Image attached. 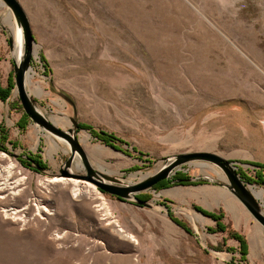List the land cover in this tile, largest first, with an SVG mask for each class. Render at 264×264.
<instances>
[{
  "label": "rangeland",
  "instance_id": "obj_1",
  "mask_svg": "<svg viewBox=\"0 0 264 264\" xmlns=\"http://www.w3.org/2000/svg\"><path fill=\"white\" fill-rule=\"evenodd\" d=\"M20 1L36 41L29 88H42L31 94L49 119H62L57 126L67 130L73 117L88 125L78 130L81 145L87 152L80 139L89 133L102 162L117 168L114 175L126 180L164 157L210 151L231 158L249 187L264 191V0ZM8 57L0 27L4 88L15 84L13 62L1 64ZM15 91L0 99V169L12 163L10 181L25 179L11 189L1 187L0 177V264H218L208 248L227 264H264V247L253 249L250 240L259 227L264 243V227L241 202L227 212L214 209L222 214L217 222L192 218L205 215L195 209L197 200L180 206L161 199L179 185L227 182L214 164L195 161L177 172L208 183L173 182L140 193L161 209L123 201L90 182L101 198L86 189L75 194L63 182L41 186L58 176L70 149L25 118ZM76 162L74 172L85 173ZM258 198L264 208V195ZM102 201L106 208L99 209ZM5 209L16 213L5 216ZM234 233L246 239L245 258Z\"/></svg>",
  "mask_w": 264,
  "mask_h": 264
},
{
  "label": "water",
  "instance_id": "obj_2",
  "mask_svg": "<svg viewBox=\"0 0 264 264\" xmlns=\"http://www.w3.org/2000/svg\"><path fill=\"white\" fill-rule=\"evenodd\" d=\"M1 1L13 16L15 33L14 36L10 37V44L12 51L17 52V55L13 57V72L15 79L14 88L17 90V95L24 112L35 125L39 126L58 140L66 142L70 149L71 154L65 164L61 167L58 176H72L85 179L100 188L103 192L116 196L123 201H128L142 207L161 209L162 206L156 205L150 200H143L138 195L155 187L159 182L172 178L184 165L195 161L211 163L219 167L227 179V182L221 181L218 182V185L224 187L235 195L251 213L253 218L264 227V208L263 204L259 201L258 196L242 179L234 163L217 153L210 151H197L178 153L173 156L164 157L162 159L164 164L160 169L154 173L146 175L137 183H128L117 175L109 174L93 167L89 155L79 141V122L77 118H71L73 126L67 130L57 126L44 114L35 96L29 92L27 87V75L32 68L36 45L32 24L20 0ZM64 96L71 102V104H73V100L69 96ZM78 159L83 162V168L86 169L85 173L74 172L73 164ZM200 178L201 175L190 176L186 179H176L174 182L179 183L182 180L194 182ZM208 249L215 253L216 256L222 257V255L215 249Z\"/></svg>",
  "mask_w": 264,
  "mask_h": 264
},
{
  "label": "bare ground",
  "instance_id": "obj_3",
  "mask_svg": "<svg viewBox=\"0 0 264 264\" xmlns=\"http://www.w3.org/2000/svg\"><path fill=\"white\" fill-rule=\"evenodd\" d=\"M1 3V2H0ZM2 4V3H1ZM11 16V15H10ZM33 76V73L30 71L27 75V87H28V90L30 93L34 92V93H37V94H41L42 93V88L41 87H35L33 89H30L29 88V79ZM15 93L17 94V90L15 91ZM62 120V119H61ZM60 119H57V118H52V121L55 123V124H60L62 121ZM64 121V120H63ZM91 135L89 133H84L81 135V142L83 143L84 147H86V150H87V153L89 155V157L95 161V163L97 164L98 168L101 169L102 171H105L109 174H113L115 172H117V168H113L109 165H105L103 162H102V159L104 158V152L97 146H90L89 145V138ZM51 144V143H49ZM51 151L54 150L56 151L59 146L57 143H52V146H51ZM51 153V152H49ZM51 155V154H50ZM5 154L4 153H1L0 152V157H4ZM164 163L162 161L158 162L154 168H151L147 171H137V172H133L131 174H129V176L126 178V182L128 183H137L138 181H140L143 177H145L146 175L148 174H151V173H154L155 171H157L158 169H160L162 167ZM76 165L79 169H83V164L81 162H79L77 160L76 162ZM12 168H13V164H9L7 166H4L0 169V177L3 178V182L1 183V187L2 188H5V187H10L11 189L15 188L16 186H18L19 184H22V182L24 181V177H21V178H18L14 181H10L11 179V176H12ZM217 171V170H216ZM222 173V172H221ZM218 172V174H220V177L223 178L224 176ZM57 182H63L64 184H72L73 187H74V193L75 194H80L81 190L83 189H86L87 193L88 192H94L96 194V197L97 198H101L99 197L97 194H98V189L93 186L92 184L88 183L89 181L85 180V179H81V178H75V177H72V176H54L52 178H45L43 180H41V186L45 187V188H48L49 185L51 183H57ZM48 186V187H47ZM0 188V190L2 189ZM21 190V189H20ZM179 189L177 190H172V191H167L165 192V194H175L176 193L178 194V191ZM252 191L259 197H263L264 195V191L262 189L260 190H256V189H252ZM11 192L13 194H18L19 193V190H14ZM85 192V191H84ZM186 192H188V195H196L194 194L195 192L193 193H190L189 190H187ZM225 194V193H224ZM6 196V195H5ZM233 204L232 203H229V206L231 207V209L233 210ZM235 205V204H234ZM41 206V205H40ZM38 206V210L39 211H49L48 208H46L45 206ZM99 206V209H104L106 208L105 206V202L102 201L100 204H98ZM9 210L8 209H5V216H8V215H11L13 213H16V210H13L12 212H8ZM107 214H109V212L106 210ZM194 213V212H193ZM193 219H196V220H201L203 221L204 219L202 218L203 215L198 213V212H195L193 215H191ZM114 223V225L117 227L118 231L120 232H123L124 230L120 227V225L118 224V222L116 223L115 221H109L108 224H112ZM261 233H262V229L259 228V227H256L255 229H253L251 235H250V240H251V243H252V248L254 249V247L256 245H259L261 244L263 247H264V243L261 241ZM59 237V235H58ZM126 237L130 238L131 240L135 241L136 242V238L133 234H130L128 233L126 235Z\"/></svg>",
  "mask_w": 264,
  "mask_h": 264
},
{
  "label": "crops",
  "instance_id": "obj_4",
  "mask_svg": "<svg viewBox=\"0 0 264 264\" xmlns=\"http://www.w3.org/2000/svg\"><path fill=\"white\" fill-rule=\"evenodd\" d=\"M2 13L4 14V18H5L4 23L6 25L0 22V27L2 28V30L4 28V30L6 31L8 35V44H9V50H10V57H8L7 59L5 58L3 59V61H1V64L3 63L6 69L7 67H9V64L13 62V57L15 56L14 52L11 49V44H10V37L14 36L15 26H14L13 16L11 12L7 10L6 6H5V11H3ZM228 159L232 160L231 158H228ZM176 189H179L177 191L178 194L177 193L176 195L175 194L174 195L173 194H162L160 196L161 199H165L167 197V200H169L168 202L169 204L175 203L180 206H186L185 204L189 200L194 199L199 202V205L202 208L209 210V211H213L216 208L217 209L223 208L227 212L228 211L227 207L229 206V203L235 204V207L239 208L238 207V203H240L239 199L235 195H233L229 190L219 185L217 186L210 185V184H202L198 186L179 185ZM187 190L191 192H195L196 195L194 197H189L188 192H186ZM216 257L220 261L218 262V264H227V262H229L230 260L229 258H224L223 256L222 257L216 256Z\"/></svg>",
  "mask_w": 264,
  "mask_h": 264
},
{
  "label": "trees",
  "instance_id": "obj_5",
  "mask_svg": "<svg viewBox=\"0 0 264 264\" xmlns=\"http://www.w3.org/2000/svg\"><path fill=\"white\" fill-rule=\"evenodd\" d=\"M14 87H15V84L13 83V84H10L8 87H5V88H4V87H2L1 82H0V99L3 100V101H7V100L10 98L11 93H12V90L14 89ZM24 116H25V118L30 119L29 116H28L26 113L24 114ZM83 127H89V126L86 125V124L79 123V128H83ZM100 135L103 136L104 138H106L107 141H111V139H116L115 136H113V135H111V134H108V133H105V132H101ZM115 147H117V146H115ZM260 166H261V168L264 170V164H261ZM184 176H186V175L177 173V174H175V175L173 176V178H172L173 180H172V181H171L170 179L163 180V181L159 182L157 185H155V187H156V188H166V187H168L173 181H175V179H181V178L183 179ZM188 177H190V176H188ZM188 177H187V178H188ZM197 182H199V183H202V182L205 183V182H207V180H205V179H200V180L194 181V182H192V183H197ZM185 183H191V182H185ZM207 183H208V182H207ZM138 196H139L141 199H143V200H149L148 197H147V198H146V197H141L140 194H139ZM166 206H167V205H166ZM167 208H168L169 213H172L171 208H170L169 206H167ZM195 209H197L198 211L204 213L206 216H209V217L213 218V219L216 220L217 222H219V221L221 220V215H222V214H218V213H216V212L206 210V209H204V208H202V207H200V206H195ZM177 221H178V220H177ZM179 223H180L183 227H185V228L187 227V226H186L185 224H183L182 222H179ZM219 225H220V224H219ZM220 227H222V226H220ZM222 229H223V228H222ZM223 231H224V229H223ZM233 237L236 238V239H238V240L241 242L243 257L245 258V257H246V254H247V252H246V250H247V242H246V239H245L242 235L237 234V233H234V234H233Z\"/></svg>",
  "mask_w": 264,
  "mask_h": 264
},
{
  "label": "flooded vegetation",
  "instance_id": "obj_6",
  "mask_svg": "<svg viewBox=\"0 0 264 264\" xmlns=\"http://www.w3.org/2000/svg\"><path fill=\"white\" fill-rule=\"evenodd\" d=\"M187 177H188V176H184L183 179H186ZM172 178H173V177H172ZM172 178L170 179L171 181L173 180ZM181 179H182V178H181ZM175 180H176V179H175ZM173 182H174V181H173ZM173 182H172V183H173ZM185 182H187V181H183V180H182V181L179 182V183H180V184H183V183H185ZM164 204L166 205L167 203H164Z\"/></svg>",
  "mask_w": 264,
  "mask_h": 264
},
{
  "label": "built area",
  "instance_id": "obj_7",
  "mask_svg": "<svg viewBox=\"0 0 264 264\" xmlns=\"http://www.w3.org/2000/svg\"><path fill=\"white\" fill-rule=\"evenodd\" d=\"M181 169V168H180Z\"/></svg>",
  "mask_w": 264,
  "mask_h": 264
}]
</instances>
